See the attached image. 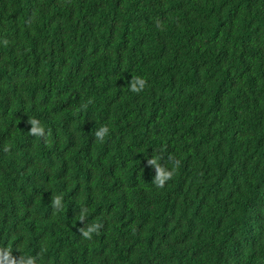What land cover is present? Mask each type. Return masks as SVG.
<instances>
[{
  "label": "trees",
  "instance_id": "obj_1",
  "mask_svg": "<svg viewBox=\"0 0 264 264\" xmlns=\"http://www.w3.org/2000/svg\"><path fill=\"white\" fill-rule=\"evenodd\" d=\"M0 264H264V0H0Z\"/></svg>",
  "mask_w": 264,
  "mask_h": 264
},
{
  "label": "clouds",
  "instance_id": "obj_2",
  "mask_svg": "<svg viewBox=\"0 0 264 264\" xmlns=\"http://www.w3.org/2000/svg\"><path fill=\"white\" fill-rule=\"evenodd\" d=\"M161 186H162V184H161Z\"/></svg>",
  "mask_w": 264,
  "mask_h": 264
}]
</instances>
